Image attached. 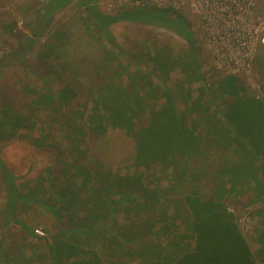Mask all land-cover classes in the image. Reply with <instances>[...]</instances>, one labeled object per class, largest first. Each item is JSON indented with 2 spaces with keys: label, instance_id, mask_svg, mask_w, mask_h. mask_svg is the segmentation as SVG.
<instances>
[{
  "label": "trees",
  "instance_id": "obj_1",
  "mask_svg": "<svg viewBox=\"0 0 264 264\" xmlns=\"http://www.w3.org/2000/svg\"><path fill=\"white\" fill-rule=\"evenodd\" d=\"M72 1L50 0L36 9V28ZM90 1L76 6L84 29L100 41H111L110 26L122 21H158L174 30L182 17L154 6L106 14ZM2 28L11 35L16 24ZM56 29H45L49 38L36 60L58 88L46 80L43 87L21 84L29 99L24 112L0 103V264H49L46 251L50 264H264V105L247 95L243 80L215 73L206 80L196 42L186 40L178 51L152 43L130 54L113 45L118 52L104 49L103 66L96 65L108 70L107 78L82 86L80 65L70 74V63L61 61L68 35ZM29 30L27 44L41 34ZM175 71L182 81L170 87ZM108 128L134 142L131 174L88 159L87 141ZM7 145L30 148L12 162L4 155ZM245 195L260 219L255 256L225 205ZM40 223L46 233L37 236Z\"/></svg>",
  "mask_w": 264,
  "mask_h": 264
},
{
  "label": "rangeland",
  "instance_id": "obj_2",
  "mask_svg": "<svg viewBox=\"0 0 264 264\" xmlns=\"http://www.w3.org/2000/svg\"><path fill=\"white\" fill-rule=\"evenodd\" d=\"M49 1L50 0H0V60L2 62L0 67V103H12L16 108L22 109L23 112L25 111L24 108L29 102V99L22 96L20 93L18 88L21 84L30 83L33 87H43V81L46 80L50 84L53 83V88H58V80L55 78L54 74L48 71L47 66L40 67L36 60L37 53L42 47L41 44L49 38V33L47 31L45 32L46 28L50 33H52L51 30H54L55 28H57L56 30H64L68 35L65 45L60 48V53L63 56L61 61H67L70 63V74L76 72V65H80L79 80L81 81L82 86H87L90 83L102 82L104 78H107L108 70L105 72L104 70H96L98 68H96L97 64L99 65L100 63V66L102 65L100 58L104 55V49H109L112 53L116 54L118 51L114 46L117 45L130 54H134L138 50H143L149 47L152 43H167L170 44L175 51H178L183 49L187 43L186 40L196 42L195 36L198 38L203 34L201 33L200 28L203 22L202 19L189 14L181 15L182 17L178 18L174 30L161 24L158 25V21L151 20L150 23H144L141 21H122L110 26L109 29L113 37L111 41H107L106 39H101L100 41L99 37L96 36L94 32V35H91L84 29L79 18V16H82L84 13L80 7L76 6L78 0H73L65 8L54 14V16H52L53 20L49 22L44 29H38L36 28L35 23H33L37 18H34V15H37L36 9H41V7ZM90 2L101 12L113 11L121 4L131 7L137 3H142L141 0H91ZM152 4L154 6L159 5L161 6L160 8L163 7L162 9L169 8H165V4L162 2L160 4L156 2ZM173 10L177 12L175 9ZM241 10V18L243 20L247 21L251 18L253 24L257 22V20L264 21V0L253 1L250 7L242 6ZM250 10H252V12ZM10 22H15L16 24V28L11 35L4 32L2 28V25L10 24ZM29 27L37 29L41 34L36 33L38 34V37L35 38L36 41L27 44L26 37H31L32 35ZM21 40L22 43L18 45ZM196 44L198 47V61L201 62V70L206 80H211L210 77L213 76V73L222 76L220 72L218 73L214 71V69L209 67V64L207 63V58L210 57L208 46H204L199 42H196ZM126 58V56L120 54L119 61L126 65ZM252 60L254 62L252 70L255 76L254 83L264 84V47H260ZM69 76L70 75L68 74V77ZM170 77L171 81L168 83L170 87H173L175 82L182 81V75L178 71L171 73ZM239 77L243 80L244 85L246 86L245 92L247 95L252 96L255 89L248 84L247 76L241 74ZM154 81L155 83L160 84L158 79ZM202 84L193 85V96H196L194 90ZM84 96V91H79L78 101H82L85 98ZM262 100L264 99L262 98ZM261 102L262 104L264 103L263 101ZM178 107H180L179 104ZM106 132V135L102 138H98V140L87 141L89 146L88 159H91V161L94 159L96 162L100 161L111 170L119 171L121 174L133 172L132 154L134 153V142L132 139L120 131L109 130V128ZM62 145L64 144H61V147H63ZM29 148L30 147H27L26 151L23 152L18 148H13L12 145H7L5 146L4 155L10 161L16 162L25 154V152L29 151ZM28 161L29 159L27 162ZM165 183L166 181H163V184ZM205 193L207 194V191H205ZM246 201L247 196L245 195L239 198L238 202L227 201L225 202V205L227 211L235 216L237 224L238 218L243 216V214L250 212V220L249 218L247 220V222L250 221V223H246L245 225V227L250 226V228L245 232L246 234L244 235V238L247 243L252 246L250 249L255 255L257 248L253 249L254 246L252 245V240H250L255 226L253 220L254 216L252 214L253 208L247 207ZM3 204L4 191L0 185V217L4 211ZM40 222H45V219L40 218ZM119 222H122V220L120 219ZM41 223L35 232L37 236L46 233L45 229L42 227L45 223L43 225ZM3 232L4 231L0 227V234ZM7 233L12 241L18 244L16 230L10 229ZM253 235L255 236V234ZM96 250L98 251L99 249L97 248ZM48 253L49 251H46V256H44L43 260L46 263L49 260L50 264L52 262V257L50 253L48 256ZM27 255L29 254L27 253Z\"/></svg>",
  "mask_w": 264,
  "mask_h": 264
},
{
  "label": "built area",
  "instance_id": "obj_3",
  "mask_svg": "<svg viewBox=\"0 0 264 264\" xmlns=\"http://www.w3.org/2000/svg\"><path fill=\"white\" fill-rule=\"evenodd\" d=\"M253 1L256 0H141V4L136 2V5L129 6H154L152 3L162 2L165 8L169 7L167 9H175L182 15L190 14L202 19L200 28L203 34L196 38L200 44L209 48L210 57L208 55L209 58H207L209 67L220 72L222 76L244 74L247 76L248 84L255 89L252 97L264 102L262 100L264 99V84H255V76L252 72L254 67L252 59L260 47H264V21L257 20L253 24L251 18L247 21L241 18V7H250ZM122 7L127 6L121 4L116 8ZM154 7L160 8L161 6ZM117 9L103 11V13L110 14ZM248 218L250 220V212L238 218V227L243 235L250 228V226L245 227L246 223H250V221L247 222Z\"/></svg>",
  "mask_w": 264,
  "mask_h": 264
},
{
  "label": "crops",
  "instance_id": "obj_4",
  "mask_svg": "<svg viewBox=\"0 0 264 264\" xmlns=\"http://www.w3.org/2000/svg\"><path fill=\"white\" fill-rule=\"evenodd\" d=\"M195 38H196V36H195ZM196 42L198 43L197 38H196ZM131 173H132V172H131ZM131 173H129V174H131ZM253 220H254L255 226H254V228H253V232H252V236L250 237V240H252V245L254 246L253 249L257 248V251H258V250L261 248V245L256 241L255 236H254L253 234H255V229H256V227L258 226V223H259V220H260V219H259L258 217H256V216H254V217H253ZM234 223H235V224L237 223V222H236V219H235ZM240 234H241L243 240L247 243L246 239L244 238V235H242L241 232H240ZM247 245L250 246L249 249L252 247V246H251L250 244H248V243H247ZM250 250H251V249H250ZM253 255H254V254H253ZM255 255H256V254H255ZM255 255H254V256H255Z\"/></svg>",
  "mask_w": 264,
  "mask_h": 264
}]
</instances>
